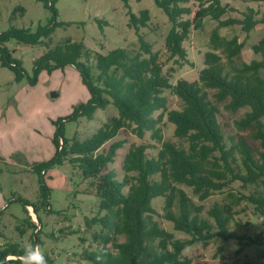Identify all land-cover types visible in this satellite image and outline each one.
Segmentation results:
<instances>
[{"label": "trees", "instance_id": "trees-1", "mask_svg": "<svg viewBox=\"0 0 264 264\" xmlns=\"http://www.w3.org/2000/svg\"><path fill=\"white\" fill-rule=\"evenodd\" d=\"M41 1L52 10L55 18L56 0ZM154 1L172 24L166 36V49L170 59L177 58L176 63L188 59L184 42L191 29L202 28L206 17L219 22L210 38L214 50L205 53L198 80L179 78L172 83L163 73L159 54L153 52L152 45L140 33L141 27L150 21L148 9L139 15L129 9V24L136 29L140 51L116 48L102 54L93 52L82 42L67 39L48 48L35 61L34 78L30 79L34 84L44 69L52 72L74 66L90 97L75 109L73 118L92 120L98 109H106L109 105L118 109V115L108 119L86 139L68 138L63 124L58 126L53 139V157L33 166L40 184V202L45 206L51 188L43 173L50 168L69 161L78 166L85 179L92 180L100 199V209L106 214L91 221L101 223L110 232L98 235L102 241L98 250L84 251V259L92 264H194L193 258L184 254L194 244L206 247L216 238L235 240L241 246L237 254L241 253L243 245L264 244L263 229L256 237L231 229L236 214L233 202L215 203L207 210V218L203 216L205 206L197 204L179 187L180 184L191 187L199 200L204 201L236 181L246 186L264 176V78L260 75L264 69V38L253 45L254 52L261 54L262 58L249 63L241 61L237 65L245 42L237 36L224 37L219 32L220 27L240 25L250 33L264 23V13L261 15L248 7L243 17L223 19L230 7L223 0ZM189 2L197 3L198 8L192 18H185L193 13ZM63 24L54 20L40 26L36 32L14 26L0 32L2 65L15 73L17 81L22 80L26 71L5 44L17 40L38 45L43 43V38L51 36L55 27ZM166 89L183 101L182 109H169L164 95ZM210 89L214 90V99L226 102L225 107L233 112L249 108L242 117L234 120V124L241 130L252 129L253 138L260 141L263 150H254L243 135L225 134L220 120L221 110L210 99ZM165 117L174 125L175 136L185 140L188 148L172 140L162 141L161 125ZM122 129H133L140 138L150 131L153 139L162 141V146L157 157H148L145 144H132L123 160L125 175L119 179L115 170H109L108 166L115 161L125 141H115L108 148L103 147ZM160 196L165 198L163 214L152 204L153 199ZM237 199H248L264 215V194H243ZM22 202L25 206H33L40 222L38 205L24 199ZM176 202L179 215L173 210ZM154 215L171 221L175 231L186 233L188 237H177L162 227ZM122 235L126 237L124 241L120 240ZM21 245L25 244L10 242L0 246V264H20ZM32 246L37 247V243ZM223 250L224 246L220 245L218 251ZM10 255L16 258L8 259Z\"/></svg>", "mask_w": 264, "mask_h": 264}, {"label": "rangeland", "instance_id": "rangeland-1", "mask_svg": "<svg viewBox=\"0 0 264 264\" xmlns=\"http://www.w3.org/2000/svg\"><path fill=\"white\" fill-rule=\"evenodd\" d=\"M224 3L230 7L223 19L230 16L243 17L248 7L254 8L261 15L264 13V0H224ZM188 5L192 7L193 13L185 18H192L198 5L194 2ZM55 8L57 16L54 18L52 10L41 0H0V32L12 26L36 32L40 26L54 20L64 23L55 27L51 36L43 38V43L38 45L17 40L5 44L13 58L21 61L26 71L22 80H16L15 73L2 65L0 57V246L10 242L25 245L36 242V248L50 258L46 260L47 264H92L84 259V251L98 250L102 246L98 235L109 232L101 223L91 221L94 217L106 214L100 209V199L91 184L92 180L85 179L78 166L69 161L50 168L43 173L51 188L45 206L40 202V184L33 166L53 157V139L58 126L63 124L68 138L77 136L86 139L108 119L118 115V109L109 105L106 109H98L92 120L86 117L73 118L75 109L90 97L79 71L74 66H65L52 72L44 69L38 74L36 83L32 84L30 79L34 78L35 61L48 48L67 39L82 42L93 52L102 54L116 48L140 51L136 29L129 24V9L137 15L148 9L151 18L147 26L141 27L140 33L152 45L153 52L159 54L163 73L170 77L172 83L179 78L195 81L204 67L205 53L214 50L210 38L219 22L206 17L202 28L191 29L184 42L188 59L176 63L177 58L170 59L166 49V36L172 24L154 0H128V4L126 0H56ZM219 32L224 37L237 36L245 42L242 58L236 61L237 65L241 61L249 63L262 58L261 54L254 52L253 45L264 38V23L257 25L250 33H246L240 25L220 27ZM216 51L220 53V50ZM260 75L264 78V69ZM209 92L210 99L221 110L220 120L225 134L243 135L254 150H263L260 141L253 138L252 129L241 130L234 124V120L242 117L249 108L233 112L225 107L226 102L214 99V90L210 89ZM164 95L168 99L169 109L183 108V101L171 90L166 89ZM262 120L264 122V118ZM161 126L162 141L172 140L188 148L185 140L175 136V127L166 117ZM115 141H125L115 161L108 166L109 170H115L119 179L125 175L123 160L132 144H145L148 157H157L162 146V141L153 139L150 131H146L144 137L140 138L133 129H122L103 148H108ZM179 187L197 204L205 206L203 216L207 218V210L215 203L233 202L236 214L231 229L252 237L259 235L263 229L264 237V215L248 199H237L243 194H264V176L246 186L236 181L204 201L199 200L191 187L183 184ZM22 199L38 205L40 222L33 206H25ZM152 204L160 214L164 213V197L153 199ZM173 210L179 215L178 202ZM154 217L162 227L177 237H188L186 233L175 231L171 221L157 215ZM125 239L124 235L120 236L121 241ZM220 245L224 246L222 252L218 251ZM240 247L235 240L216 238L206 247L194 244L184 254L192 257L194 264H264V244L243 245L241 253L237 254ZM7 258L16 257L10 255Z\"/></svg>", "mask_w": 264, "mask_h": 264}, {"label": "clouds", "instance_id": "clouds-1", "mask_svg": "<svg viewBox=\"0 0 264 264\" xmlns=\"http://www.w3.org/2000/svg\"><path fill=\"white\" fill-rule=\"evenodd\" d=\"M22 258L20 264H47L46 256L32 245H21Z\"/></svg>", "mask_w": 264, "mask_h": 264}, {"label": "crops", "instance_id": "crops-1", "mask_svg": "<svg viewBox=\"0 0 264 264\" xmlns=\"http://www.w3.org/2000/svg\"><path fill=\"white\" fill-rule=\"evenodd\" d=\"M223 3H224V0H223ZM224 4H227V3H224ZM229 5V4H228ZM35 216H37L36 214H35Z\"/></svg>", "mask_w": 264, "mask_h": 264}]
</instances>
